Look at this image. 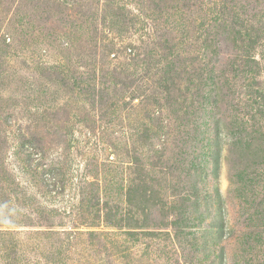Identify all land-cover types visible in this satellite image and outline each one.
<instances>
[{
	"label": "rangeland",
	"instance_id": "rangeland-1",
	"mask_svg": "<svg viewBox=\"0 0 264 264\" xmlns=\"http://www.w3.org/2000/svg\"><path fill=\"white\" fill-rule=\"evenodd\" d=\"M0 264H264V0H0Z\"/></svg>",
	"mask_w": 264,
	"mask_h": 264
}]
</instances>
